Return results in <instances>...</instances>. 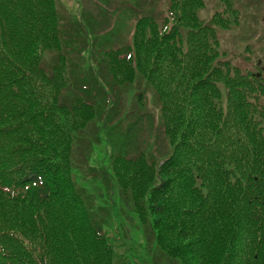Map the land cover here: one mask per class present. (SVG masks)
<instances>
[{
  "label": "trees",
  "instance_id": "16d2710c",
  "mask_svg": "<svg viewBox=\"0 0 264 264\" xmlns=\"http://www.w3.org/2000/svg\"><path fill=\"white\" fill-rule=\"evenodd\" d=\"M220 4L206 23L203 0H169L163 21L140 15L131 44L104 52L117 85L151 86L167 139L161 155L110 159L111 195L130 203L148 251L109 229L74 181V141L93 120L123 140L103 91L70 77L57 0H0V264H264V76L221 60L217 28L241 14Z\"/></svg>",
  "mask_w": 264,
  "mask_h": 264
},
{
  "label": "rangeland",
  "instance_id": "374dc122",
  "mask_svg": "<svg viewBox=\"0 0 264 264\" xmlns=\"http://www.w3.org/2000/svg\"><path fill=\"white\" fill-rule=\"evenodd\" d=\"M104 2L107 5L121 3L123 9L135 14L149 12L159 17L168 13V0H59L61 19L65 21L67 48L74 61L75 75L78 73L90 75L100 71L102 53L109 50L105 46L102 48L101 45L115 38L114 31L119 20L115 44H117L116 41L121 42L131 38L132 33L126 35L129 26L127 17L126 15L121 16L119 10L114 12L106 10L104 14H96V4L105 6ZM239 4L242 16L239 25L229 30L219 31L221 60H229L241 69H249L253 72L259 71L260 67L264 70V0H243ZM219 9V0H204V8L200 11V17L204 21H209ZM74 15L77 16L73 18ZM80 24L81 33L85 39L82 44L77 39V29ZM72 34L74 39L71 41ZM70 42L75 47L73 52ZM90 50H92V55L86 56ZM47 57L48 55L46 59ZM81 77L83 76L79 74L75 78ZM98 77L97 82L82 83L86 90L89 89L94 94L102 91L99 85L106 88L107 96H97V102L102 107L103 119L107 120V126H116L123 140V144L120 141L113 143L114 150L115 147L122 148L126 149L125 152L133 154V150L139 148L148 154L149 152L156 155H161V152L165 153L168 148L152 88L140 80L141 78L134 84L118 86L104 75H98ZM139 94L144 96L142 103L144 106L139 102ZM69 95L70 97L75 96L74 92ZM97 121L93 120L94 123L91 122L74 141L72 161L74 181L83 185L85 192L91 195L95 210L99 216L106 217L107 224H109L106 226L109 229L112 227L116 230L115 232L120 234L127 243L135 242V237L145 244L146 250L149 251L153 245L150 241L151 237H148L142 231V225L134 220L130 212V203L120 198L122 194L119 196L120 200L111 195L120 193L112 177V164L108 160L111 148L107 145L111 138L107 136L103 128L100 130L101 127ZM126 134L129 136L124 139L123 135ZM104 171L107 173L106 178L103 176ZM110 177L111 193L107 189V186L110 187ZM159 264L174 263L160 258Z\"/></svg>",
  "mask_w": 264,
  "mask_h": 264
}]
</instances>
